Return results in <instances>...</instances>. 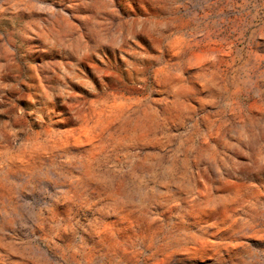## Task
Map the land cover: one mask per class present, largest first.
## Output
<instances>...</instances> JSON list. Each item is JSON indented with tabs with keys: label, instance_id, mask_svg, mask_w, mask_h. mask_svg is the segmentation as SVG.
<instances>
[{
	"label": "rangeland",
	"instance_id": "374dc122",
	"mask_svg": "<svg viewBox=\"0 0 264 264\" xmlns=\"http://www.w3.org/2000/svg\"><path fill=\"white\" fill-rule=\"evenodd\" d=\"M0 264H264V0H0Z\"/></svg>",
	"mask_w": 264,
	"mask_h": 264
}]
</instances>
